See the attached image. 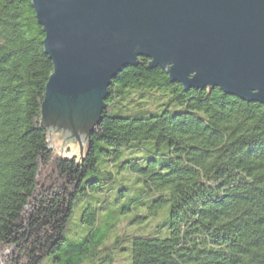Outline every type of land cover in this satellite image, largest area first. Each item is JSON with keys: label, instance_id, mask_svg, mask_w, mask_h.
<instances>
[{"label": "trees", "instance_id": "obj_1", "mask_svg": "<svg viewBox=\"0 0 264 264\" xmlns=\"http://www.w3.org/2000/svg\"><path fill=\"white\" fill-rule=\"evenodd\" d=\"M44 38L32 0H0V264H264L263 107L139 58L64 158L42 125Z\"/></svg>", "mask_w": 264, "mask_h": 264}, {"label": "water", "instance_id": "obj_2", "mask_svg": "<svg viewBox=\"0 0 264 264\" xmlns=\"http://www.w3.org/2000/svg\"><path fill=\"white\" fill-rule=\"evenodd\" d=\"M32 6L53 66L42 125L64 158L81 159L112 81L139 58L187 91L219 88L264 109V0H32Z\"/></svg>", "mask_w": 264, "mask_h": 264}, {"label": "rangeland", "instance_id": "obj_3", "mask_svg": "<svg viewBox=\"0 0 264 264\" xmlns=\"http://www.w3.org/2000/svg\"><path fill=\"white\" fill-rule=\"evenodd\" d=\"M69 152H70V148H67L66 151H65V154H68ZM73 158L76 159V157H72L71 159H73ZM110 199H111L110 201H112L113 203H115L117 201V199H118V195L117 194H113ZM86 205H87V203L83 204L82 207H86ZM112 209H115V206H113V205L110 206L109 209L106 210V212H109ZM143 214L146 215L147 213L145 211H143ZM126 216H129V215L127 214ZM123 217H121V218H123ZM129 217H131V216H129ZM129 217H128V219H129ZM75 218L76 219H74L72 221L71 228L72 227H74V228L78 227V222H79L78 220L79 219L77 220V218H79V215H76ZM160 221H161V219H156V221L154 219H151V223L153 225H155L156 223H158ZM75 231H77V230L76 229H73V232H75ZM110 242L111 243H114L115 242V238H113ZM121 255H123V253H120V251H118L117 256L120 257ZM118 260L121 261V258H119ZM122 262H123V260H122Z\"/></svg>", "mask_w": 264, "mask_h": 264}]
</instances>
